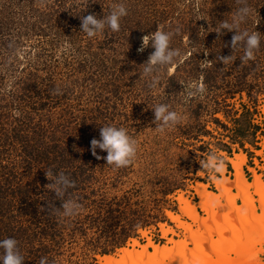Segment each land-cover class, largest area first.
<instances>
[{
  "label": "rangeland",
  "instance_id": "obj_1",
  "mask_svg": "<svg viewBox=\"0 0 264 264\" xmlns=\"http://www.w3.org/2000/svg\"><path fill=\"white\" fill-rule=\"evenodd\" d=\"M60 1L0 0V21L3 22L0 26V111L6 107L14 113L24 109L34 120L42 121L54 133L56 153L60 149H74L84 155L91 154L94 158L91 186L99 191V195L104 194L107 199L125 195L132 204L127 211L136 208L144 215H148L153 207L162 208L166 220L157 223L151 220V224L137 229V236L129 237L124 246L131 248L132 238H135L139 245H147L148 250L153 251L149 243L172 246L168 237H173L189 242V250L183 255L154 258L151 264H264V193L260 196L256 188H251L253 201L245 200L241 190L232 182L234 169L228 161L237 152L264 155L263 151H255L256 148H264L262 132L256 133L254 146L245 142L248 152L232 142V139H238L233 133L236 125L232 120L243 111V104L251 112V123L259 124L264 132V0H247L252 11L246 22L241 24V30L256 32L261 40L255 60L247 63L241 62L243 48L232 51L230 47L234 32L225 29L224 37L215 32L222 21L231 23L237 9L243 6L237 0ZM120 3L127 9V15L120 20L126 30L120 23L118 32L106 27L91 38L82 32L81 17L92 14L102 19L110 14L113 5ZM55 6L60 7L54 8L53 13L47 12L48 7ZM35 9L46 13L43 14L45 27L41 32ZM50 14L57 16L50 17ZM75 15L79 21L71 20V25L76 28L70 39L66 35L68 17ZM190 17L195 22L191 23ZM157 26L174 33L170 48L178 49L182 54L176 65L189 52L195 53L190 61L180 64L171 73L167 68L155 72L153 75L159 77V82L152 88V76L144 75V62L138 64L133 53H139L141 37L155 32ZM176 29L180 33H175ZM57 30L62 34L54 32ZM16 31L19 32V41L13 43L16 48L6 50L3 46L5 39L15 35ZM122 32H125V38H122ZM138 33L139 42L132 49L129 43ZM205 33L210 39L199 40L201 45L198 47L203 48L201 54L200 48L191 46L196 39L191 38V42L189 34ZM221 46L233 59L213 69L201 68L205 59L209 61V50ZM147 51L152 54L155 49L148 47ZM238 59L241 60L239 63ZM243 65L247 67L246 71ZM29 71L37 74V81H33L36 87L26 99L19 96L20 100H17L13 92L22 87L17 85V81L22 82L26 76L24 73ZM173 72L181 77L177 85L170 84L168 80ZM201 76L206 92L185 101L184 85L198 82ZM240 88L244 90L239 91ZM245 89H249L250 96ZM42 103L45 105L40 108ZM161 103L167 104L170 111H176L181 117L180 123L164 133L158 132L154 123L153 108ZM103 126L123 128L136 141L137 153L131 165L117 169L92 155L90 142L93 138L100 139ZM249 133L246 139L251 137ZM223 143L230 145L231 153L223 150ZM213 153L229 163L225 171L230 180L227 183L229 189H223V192L217 188L218 178L208 179L209 170H203L199 163ZM97 154L101 157L107 155L100 149H97ZM10 161L12 157L3 152L0 165L8 168L6 165ZM263 166L260 167V176L264 182ZM248 171L244 174L251 182L253 173L250 168ZM216 174L223 178L221 173ZM199 182L224 197L220 198L221 204L212 205L209 212L201 206L196 190ZM164 189L172 192L163 195ZM180 196L192 200L195 211L207 221L198 223L187 217L181 210ZM86 211V208H79L73 217L82 216ZM167 211L181 214V219L191 224L192 231L177 226ZM60 215L64 216L62 212ZM125 222L126 219L122 218L119 224ZM161 224L166 228L170 226L173 233L163 237ZM64 231L67 233L66 229ZM67 235V240L58 247L59 251L54 252L52 264H104L102 255L93 253L85 240L77 236L70 241ZM89 236H94L93 229L89 230ZM23 243L19 245L23 264H33L28 251L30 247L26 246L28 242ZM136 248L140 246L136 245ZM119 249L110 255L118 257Z\"/></svg>",
  "mask_w": 264,
  "mask_h": 264
},
{
  "label": "trees",
  "instance_id": "obj_2",
  "mask_svg": "<svg viewBox=\"0 0 264 264\" xmlns=\"http://www.w3.org/2000/svg\"><path fill=\"white\" fill-rule=\"evenodd\" d=\"M59 7H48L50 9H47V12L51 11L53 13L54 8L57 9ZM43 14L46 15L42 10L36 14L38 24H41L40 32L45 27ZM55 14H50V17L57 16ZM190 14L193 15V13ZM70 17H68L70 23L68 22V33L66 35L71 39L76 28L71 25L72 21L77 20L75 23H78L79 20L76 19V15ZM189 20H191V23L195 22V19L192 17ZM120 23L122 28L126 30L127 27L122 25V22ZM0 26H3L2 21H0ZM177 31L180 33L179 29H176L174 32L176 33ZM54 32L62 34L60 30ZM222 32L225 33V29ZM122 33L124 34L122 38H125V32ZM192 35L189 34L190 40L193 38L198 41L192 42L191 40V46L196 45V48H200L199 52L203 54V48L198 47L201 45L199 40L210 38L207 33L203 35L194 34L193 37ZM139 37L140 34L138 33L131 40V43H129L132 49H135L137 46ZM221 37L224 36L221 35ZM172 38L173 36H171L170 42ZM18 41L19 32L16 31L15 35H11L9 39H5L3 46L6 50L11 51L16 48L13 43ZM223 46L215 50H209L207 57L209 58L210 67H207V69H213L216 66L220 67L222 63L219 57L228 56ZM147 49L143 53H133L134 57H137L138 64L147 61L150 55ZM194 53L189 52V55L184 57L175 68L180 67V64L184 65L190 61ZM239 61L241 60L238 59L237 62L239 63ZM242 68L245 71L247 70V67L245 68L244 65ZM192 70L190 72H193ZM22 72H24L23 69ZM24 75L26 76H24L22 82L17 81V85L22 87H18L13 92V97L17 98V100L19 96L20 99H26L28 95L33 93L32 88L36 87L34 83L37 81V74L29 71L27 74L24 73ZM180 78L173 72L168 77V80L170 84L177 85V80ZM33 81L35 82L33 83ZM19 90L21 91L20 94H18ZM242 90L244 89H239V91ZM245 90L248 96H250L249 89ZM254 99L255 97H253ZM7 104L6 106H8ZM44 105L45 103H42L39 107L42 108ZM9 108L6 107L5 109H1L4 111H0V157L3 152L8 157H12L10 164L6 165L8 168L5 165H0V240L13 238L17 241L18 249H21L19 245L22 241H24L23 244L28 242L26 246L29 245L30 247L28 251L34 260L33 264H39L42 257H46L48 264H52L54 262V252L59 251L60 248L58 247L67 240L66 234H68L67 236H69L70 241H73L71 239L77 236L81 237L85 240L86 246H89L93 250V253L97 252L104 255L112 253L116 248L123 247L129 237H136L137 229L146 227L152 221L157 223L166 220L161 207H153L148 215L146 213L144 215L136 208L127 211L132 204L129 198L124 197L125 195L117 199L115 197L107 199L104 194L99 195V191L91 186L94 178L91 171L94 158L91 157V154L87 153V155H84L79 151H74V149L71 151L60 149L56 153L54 133L50 132L49 128L47 129L42 121L34 120V117L26 114L27 112L24 109L19 110L20 115L17 116ZM242 108L243 111L240 115L234 117L232 120L236 125L233 133L238 138L232 139L234 140L232 142L238 143L244 152H248L245 142L254 146L256 144V133L262 132L261 134L264 135V132L259 124L251 123V112L248 107L243 104ZM245 117L248 118L245 119L243 124L242 121ZM262 123L264 127V119ZM223 126L226 127L224 124ZM249 131L251 137L246 139L248 138L247 133ZM50 138L51 140H48ZM222 146L225 147L224 151L231 153L230 145L223 143ZM219 159L229 165L223 157H219ZM49 169L56 175L64 173L74 181L75 186L69 188L62 198L56 197L54 191L48 186V184L52 183L45 176V172ZM26 173L27 175L25 176L24 174ZM171 192V189H164L162 191L163 195ZM69 199L79 203L81 205L80 208H86L87 211L84 215L70 216V218L67 216L61 217L60 213L62 210L57 211L53 209V207L59 209L62 202ZM122 218H125L126 222L119 224ZM65 229L67 233H65ZM90 229H93L94 236H89ZM35 240H37L36 244Z\"/></svg>",
  "mask_w": 264,
  "mask_h": 264
},
{
  "label": "clouds",
  "instance_id": "obj_3",
  "mask_svg": "<svg viewBox=\"0 0 264 264\" xmlns=\"http://www.w3.org/2000/svg\"><path fill=\"white\" fill-rule=\"evenodd\" d=\"M238 4L243 5L238 8L232 17L231 23L222 21L217 27L216 33L223 35L222 30L226 29L228 32H234L231 38L230 47L232 51L243 48L242 62L255 60V52L260 47V35L256 32L249 33L247 30H241V24L245 23L251 14V8L247 5V0H237ZM127 15V9L123 3L115 4L112 7L110 14L102 19H98L95 15L89 14L81 17V30L89 38L102 33L107 27L112 32L120 31V20ZM172 33L165 32L160 26L157 30L148 35L141 37V45L137 49L139 53H143L146 48L152 47L155 51L149 55L147 61L144 63V75L152 76L151 87L155 88L159 82V77L153 74L162 68H167L169 73L174 71L178 58H181V52L178 49L170 48V39ZM221 63L228 64L233 56H220ZM210 67L207 59L201 64V68ZM186 95L185 101L191 98L202 96L206 92V86L203 82V76L198 82H193L184 85ZM154 123H156V130L164 133L166 129L173 128L181 121L180 115L176 111H170L167 104H158L154 108ZM19 116L20 113L16 112ZM91 153L96 159L106 160V164L114 166L115 168H124L132 164L136 153V141L132 139L123 128L114 126H103L100 129V139L93 138L90 142ZM97 149L105 151L106 157H101L97 154ZM203 170H209L215 173H221L224 167L223 160L219 159L214 153L199 161ZM45 176L52 183L48 186L54 191L55 196L62 198L69 188L74 187L72 181L64 173L56 175L51 169L45 172ZM81 205L74 200L63 201L61 207L54 210H62V215L70 217L76 215ZM24 257L20 254L17 246V241L13 238H6L0 240V264H23ZM39 264H48L46 257H42Z\"/></svg>",
  "mask_w": 264,
  "mask_h": 264
},
{
  "label": "bare ground",
  "instance_id": "obj_4",
  "mask_svg": "<svg viewBox=\"0 0 264 264\" xmlns=\"http://www.w3.org/2000/svg\"><path fill=\"white\" fill-rule=\"evenodd\" d=\"M246 160V154L243 152L235 153L234 156L229 158V162L231 163V166L234 169V176L235 178L232 180V182L235 184V186L241 190V195L245 200L253 201L251 195H250V189L256 188L258 190V193L260 196L264 193V182L261 179L260 174H258L253 168H250V170L253 173V180L250 182L245 177V174L243 172V164ZM226 166L224 165L223 170L221 172L223 178H218L216 180L217 182V188L223 192L224 190L229 189L227 183H229V178L225 176V170ZM264 169V166H263ZM207 185L199 182L198 186L196 187L197 193L199 194V198L202 201V207L206 210V212L211 211L212 205L221 204V197L223 195L217 194L206 187ZM224 198V197H223ZM180 201V207L183 213L192 219L195 222L203 223L204 221H207L206 219H202L200 215L195 211V204L192 200H189L188 198L184 196L179 197ZM211 213V212H210ZM167 214L169 218L177 224V226L185 229L186 231H192L191 230V224L187 223L186 221L181 219V214L173 212V211H167ZM161 231L163 237H167L169 233H173V229L168 226L165 227V224H161ZM133 243L130 247H121L120 254L118 257H114L110 254H104L101 256V259L103 260L104 264H147L152 261H155L154 258L159 257H168L169 255L178 254L183 255L187 252V243L185 240H175L173 237H168V242L173 243L172 246H160L159 244H156L154 242H151L149 244L152 245L153 251L148 250L147 245H139L138 241L135 238H132ZM136 245L140 246V248H136ZM187 256V254H186ZM185 257V256H184ZM151 260V261H149Z\"/></svg>",
  "mask_w": 264,
  "mask_h": 264
},
{
  "label": "crops",
  "instance_id": "obj_5",
  "mask_svg": "<svg viewBox=\"0 0 264 264\" xmlns=\"http://www.w3.org/2000/svg\"><path fill=\"white\" fill-rule=\"evenodd\" d=\"M263 139H264V136H263ZM264 148L263 147H260V148H256L255 151H263ZM239 153V152H237ZM246 154V153H245ZM225 166H227L226 163H224ZM264 165V155H259L257 154L256 152L253 153V154H250V155H247L246 154V160L243 164V171L244 173L246 174L248 171L249 168H253L258 174H262V172H260V167H262ZM227 171V167L225 169ZM210 172V171H209ZM207 173L208 175V179H210L211 181L214 180V178H221L219 177L215 172H212L211 173ZM231 171H228V173H230ZM228 176H230V174H227Z\"/></svg>",
  "mask_w": 264,
  "mask_h": 264
}]
</instances>
